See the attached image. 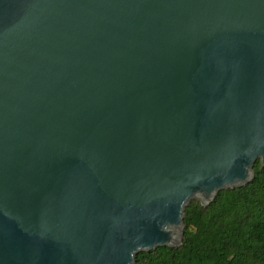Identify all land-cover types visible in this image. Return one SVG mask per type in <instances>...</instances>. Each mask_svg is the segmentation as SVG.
<instances>
[{"label":"water","instance_id":"1","mask_svg":"<svg viewBox=\"0 0 264 264\" xmlns=\"http://www.w3.org/2000/svg\"><path fill=\"white\" fill-rule=\"evenodd\" d=\"M264 165V0H0V264H137Z\"/></svg>","mask_w":264,"mask_h":264},{"label":"trees","instance_id":"2","mask_svg":"<svg viewBox=\"0 0 264 264\" xmlns=\"http://www.w3.org/2000/svg\"><path fill=\"white\" fill-rule=\"evenodd\" d=\"M253 178L218 191L207 205L191 199L184 207L178 246L138 252L137 264H264V165Z\"/></svg>","mask_w":264,"mask_h":264}]
</instances>
